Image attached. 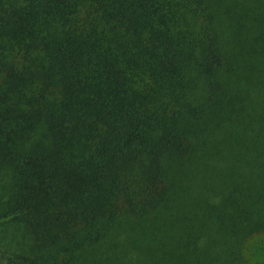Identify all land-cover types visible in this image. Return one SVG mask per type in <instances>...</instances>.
I'll return each mask as SVG.
<instances>
[{
  "label": "trees",
  "instance_id": "16d2710c",
  "mask_svg": "<svg viewBox=\"0 0 264 264\" xmlns=\"http://www.w3.org/2000/svg\"><path fill=\"white\" fill-rule=\"evenodd\" d=\"M236 1L0 0L2 218L33 241L4 264H91L118 234L137 264H247L264 0H244L230 47Z\"/></svg>",
  "mask_w": 264,
  "mask_h": 264
},
{
  "label": "rangeland",
  "instance_id": "374dc122",
  "mask_svg": "<svg viewBox=\"0 0 264 264\" xmlns=\"http://www.w3.org/2000/svg\"><path fill=\"white\" fill-rule=\"evenodd\" d=\"M236 8L233 7L234 13L226 14L221 22V27L224 31H233V38L228 39V46L231 47V42L237 37L238 32V18L244 9V0H237ZM1 170V169H0ZM0 181L5 182V177L0 171ZM3 186L0 187V264L11 256L32 255L33 241L29 236L27 229L21 222L10 220V218H2V214L6 211L5 194ZM110 246V247H109ZM98 251L94 254L91 264H137L138 259L133 258L139 251L134 249L131 240L125 234H118L111 240L107 246L103 243ZM264 249V233L256 234L250 237L243 248L247 264H264V256L262 255Z\"/></svg>",
  "mask_w": 264,
  "mask_h": 264
}]
</instances>
